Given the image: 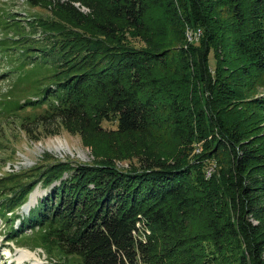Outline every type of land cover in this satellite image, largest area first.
Masks as SVG:
<instances>
[{
    "label": "trees",
    "instance_id": "1",
    "mask_svg": "<svg viewBox=\"0 0 264 264\" xmlns=\"http://www.w3.org/2000/svg\"><path fill=\"white\" fill-rule=\"evenodd\" d=\"M48 2L51 17L11 18L5 45L51 81L8 110L32 106L30 139L64 128L94 160L0 175L8 239L60 264H264V0Z\"/></svg>",
    "mask_w": 264,
    "mask_h": 264
},
{
    "label": "rangeland",
    "instance_id": "2",
    "mask_svg": "<svg viewBox=\"0 0 264 264\" xmlns=\"http://www.w3.org/2000/svg\"><path fill=\"white\" fill-rule=\"evenodd\" d=\"M47 1V2H45ZM48 0H40L37 4L31 3L28 0H0V175H6L8 172H19L21 169L31 168L34 164H46L48 161L47 154L54 160L67 159V160H80L81 162H92L94 155L89 147L83 145L81 136L79 134H70L66 129H62L58 135H48L39 140L30 139L26 135L25 129L21 127L20 115L30 113L33 107L29 106L17 111H9L8 108L16 105L18 102H24L30 96L35 97L37 90L35 88V79H42L43 84H48L51 78L45 77L46 65L43 59H36L34 70L33 65L26 63L27 53L21 50H26L28 46L22 43L11 41V49L5 45L10 37L19 36L18 32L13 27L14 23L10 20L14 16H19L23 20H27L35 15L40 17H51L52 11L49 7ZM25 24V22H23ZM27 33L31 38H39L43 41L44 32L38 27L33 28L28 26ZM201 30L197 28H188L186 38L188 46L190 43L199 44L201 37ZM1 41L4 45H1ZM31 41H28L30 43ZM27 43V44H28ZM185 43V42H184ZM183 43V45H184ZM199 49V47H198ZM34 52L39 53L37 50H31L29 53L34 55ZM45 58V57H44ZM21 61L25 62V66L21 65ZM211 63L214 65L213 52L211 53ZM30 70L33 72L30 73ZM264 80V77L262 78ZM259 91H264L263 85H258ZM257 86V87H258ZM244 95L248 92V88ZM43 107L37 106V110L44 111ZM238 108L242 109L241 104ZM107 127H114L115 123L104 122ZM44 137V136H43ZM196 151H200L199 146ZM52 159V160H53ZM122 167H127L128 163L118 161ZM48 189H43L40 184L30 194L26 204L21 205L20 214H27L29 209L34 207L37 203L38 196L46 194ZM13 215H11L12 217ZM17 223L19 219H17ZM10 220L0 213V264H60L55 258L49 259L42 247L37 246L31 249L32 245L26 243L20 246V240L8 239V229ZM30 232V230L28 229ZM20 246V247H18ZM13 252L10 255V250ZM23 258H28L26 262H21Z\"/></svg>",
    "mask_w": 264,
    "mask_h": 264
},
{
    "label": "bare ground",
    "instance_id": "3",
    "mask_svg": "<svg viewBox=\"0 0 264 264\" xmlns=\"http://www.w3.org/2000/svg\"><path fill=\"white\" fill-rule=\"evenodd\" d=\"M26 203H27V202H26ZM26 203H25V204H26ZM27 260H28V258H23V259L21 260V262L24 263V262H26Z\"/></svg>",
    "mask_w": 264,
    "mask_h": 264
},
{
    "label": "built area",
    "instance_id": "4",
    "mask_svg": "<svg viewBox=\"0 0 264 264\" xmlns=\"http://www.w3.org/2000/svg\"><path fill=\"white\" fill-rule=\"evenodd\" d=\"M49 1H51V0H49ZM210 173H211V172H210V171H208V174H207V176H208V175H210Z\"/></svg>",
    "mask_w": 264,
    "mask_h": 264
}]
</instances>
